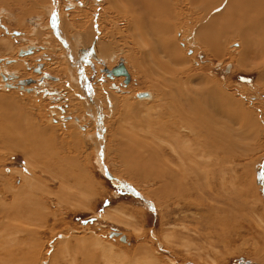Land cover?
Listing matches in <instances>:
<instances>
[{
  "label": "rangeland",
  "instance_id": "obj_1",
  "mask_svg": "<svg viewBox=\"0 0 264 264\" xmlns=\"http://www.w3.org/2000/svg\"><path fill=\"white\" fill-rule=\"evenodd\" d=\"M173 1L171 0L172 5L176 2L178 4L176 12H169L167 16L163 13L156 17L150 16L152 19L150 22L156 18L159 23L170 25V36L177 45L176 48L180 50L181 58L177 60L168 53L159 52L158 34L154 33L151 26L147 27L143 24L141 15L140 18L135 19L137 13L131 11L132 6L128 7L131 3L127 0L115 1L122 6L120 13H117L116 6L109 4L107 0H73L76 3L75 7L69 4L68 0H58L57 13H60V17L63 12L70 13L69 20L76 24L64 31L61 20L62 30L57 36L53 26H42V14L46 10L41 7V3L30 1L29 8L27 6L21 8L11 0L9 3L0 1V40L8 42L0 51V94L7 96L12 94L11 96L19 98L21 102L30 100L28 109L35 116L38 115L39 121H36L55 129L57 135L54 133L58 139L57 143L49 145L46 152L43 149L42 152L37 150L38 153L34 151L33 155L41 164L44 161L50 165V171L38 167L34 176H30L29 167L32 168V165L22 152V147L14 143L4 144V140L0 141V175L7 176L8 179H5L16 191L26 183L24 176H28V180L33 182V185L27 189L29 195L23 201L16 203V206L12 194L7 193L6 187L2 185L3 182L5 184V179L0 176V199L2 195L3 198H7L3 206L0 205V209L5 207L7 211L10 210L9 213L5 211L0 213V241L6 243L4 237L13 235L10 239L15 240L14 244L17 239H22L21 242H25L26 245H33L35 242L33 249L34 252L38 251V255L32 257L34 264H37V260L39 263L44 260L45 264H110L111 262V264H126V258L131 259L130 262L135 264L138 257H141V249L153 252L151 254L154 256V264H264L262 258L264 257V176L263 181H259L260 178L256 177L255 183L249 177L250 173L254 172L256 162L258 169L261 170L258 173L264 174V124L259 137L244 139L241 141V143L245 141V144H241L243 147L235 148L238 156L234 157L232 164L235 165L237 180L233 188L238 189L228 191L232 188L228 185L216 200L213 198L216 191H210V187L204 186L209 194H206L204 200L200 199L199 207L202 209L199 211H181L183 204L176 203L170 206L176 207L177 213L167 214L170 209L167 202L164 203V200L162 203L159 202L153 194L158 184L155 179L146 177L142 180H134L129 175L118 173L123 165L122 157L116 154V151L126 147L134 138L140 141L143 133L141 141L143 140L147 150L142 148L141 150H144L142 153L146 156V161H149L147 164L153 162L154 152H150V143L147 141H152V138L145 136V133L149 130V125L153 128L161 126L160 119L156 118L154 112L157 109L153 108V105L163 100L160 90L175 94L181 87H183L181 89L194 85V88L200 87L198 86L200 83L197 84L194 78L203 76L213 83L216 82L218 86L241 101L244 100L243 102H246L250 109L264 118V78L261 70L255 67L256 64L246 68L240 67L234 59L240 52L241 41L236 37H229L223 46L225 57L218 58L211 55L205 43L209 36L203 38V42L197 37L198 31L208 22L211 14L206 13L203 5L195 4L191 7L189 0ZM221 8L218 7L216 11ZM162 9L166 8L162 7ZM63 18L67 19V16ZM90 18H94L95 32H93L95 25L90 29L91 31H88ZM64 34L67 38L63 36ZM83 34L86 37L84 41ZM72 35H74L73 40ZM95 35L100 38L94 39ZM51 36L57 40L55 44L47 43ZM61 37L68 41L71 48H77L78 68L80 73L81 70L83 71L87 86L100 106L103 132L98 135L101 137L99 140H103L104 146L100 158L103 166L97 163L100 159L94 141L86 142L81 135L74 137L81 130H86L87 136L96 135L97 131L93 129L92 119L86 111L75 106V98L71 95L75 87L71 85V71L61 48L56 51L51 49L64 43L61 42ZM28 45H36L37 48L28 49ZM43 45L48 48L44 50L39 47ZM104 46L108 53L111 51L110 57L104 50L103 57L98 54V47L102 49ZM229 56H233L234 60ZM182 59L185 61H178ZM120 62L125 63L131 75L127 84L125 76L109 77L104 71L113 69ZM17 63L24 65L27 75L13 69L14 64ZM39 64L43 65L41 67L43 73L37 71ZM68 65L71 67V64ZM72 70L77 74V69L72 68ZM5 76L7 81L4 79ZM27 79L30 81L25 84L18 82ZM6 83H12L13 88L3 87ZM184 84H187V87L183 86ZM19 86L24 88L19 89ZM143 92H148L152 96L140 99L138 94ZM98 93L109 95V98H115L114 101L117 97L124 96L127 97L128 103L124 104L123 101L117 102V100L116 106L113 105L110 110L105 106L103 99L97 96ZM166 98L169 99L170 96ZM90 104L95 108L94 104ZM133 109L137 112H133ZM139 125H141L140 129H138ZM238 125L241 127V120L235 121V128L240 129ZM112 133L113 135L119 133L120 136L114 135V139ZM146 135L152 136L149 133ZM121 138L128 143L122 142ZM154 139L157 141L151 146L156 145L158 147L156 153L161 156L159 139L156 137ZM162 145L164 146L161 143V147ZM181 145L189 147L190 143H181ZM242 151L245 155L248 153V157L241 154ZM59 156L62 159H58ZM66 156L70 157L69 163H65L66 160L62 162ZM57 160L58 165H52ZM239 164L244 166L240 167ZM114 169H118V172ZM147 169V173H151L152 165ZM65 173L67 177L63 180L60 176ZM107 173L113 178H118L125 185H130L142 197L120 186L119 182L110 179ZM244 185H248V188L250 186V189ZM64 187L67 190H64ZM63 191L68 192L66 197ZM236 191L243 192L235 195ZM33 192L37 193L33 194ZM36 199L37 202L44 203L41 205L42 208L37 202V205H32ZM114 208L117 211L122 209L127 220L114 221L116 219L108 217L110 212L116 214ZM203 213H210L209 217L212 215L214 219L210 217V221V218H207L205 220L207 223L201 221ZM208 222H214L216 225ZM30 230L32 233L35 231L36 235ZM207 231L216 238L207 237L211 236ZM198 232H202L201 235ZM99 241L102 243L98 244ZM13 243L10 242L11 246L14 245ZM6 246L10 247V245ZM70 259L73 260L70 262Z\"/></svg>",
  "mask_w": 264,
  "mask_h": 264
},
{
  "label": "bare ground",
  "instance_id": "obj_2",
  "mask_svg": "<svg viewBox=\"0 0 264 264\" xmlns=\"http://www.w3.org/2000/svg\"><path fill=\"white\" fill-rule=\"evenodd\" d=\"M0 1L1 3L10 2V0H0ZM11 1L16 4H19L21 8L22 6L28 7L29 4L31 3L30 1H33L37 4L41 3L43 5V6L41 5V7L45 8L46 10L44 14H42L43 15V18L41 20L42 26L44 27L53 26L55 36L59 35L60 31L62 30V28L60 29V26H62V23L60 22L61 20L63 21L64 31L71 29L76 24L75 22L72 23V21L69 20L70 13L68 14L62 11L63 13H61L62 16L60 17V13L59 14L57 13V5H58L57 1L58 0H11ZM68 1L70 2L69 4L74 5V7L76 6V3H74L73 0H68ZM107 1L109 4L111 3V5L113 4L116 6L115 11L117 13L122 12V10H120L122 6L118 5V3L117 4L115 3V1L117 0H107ZM121 1H124V0H120V2ZM128 1L131 3V4L127 3L129 4L128 7L132 6L131 11L134 13H137L135 16V19L141 15L142 17L141 18L139 17V18L143 21V24L144 25L146 24L147 27L151 26L154 33L158 34L159 40H158L157 46H158L159 52L168 53L171 57H174V59L176 60L177 58L178 59L181 58L180 50L176 48L177 45H175V42L172 40L173 38L170 36V25L168 23L164 24V22L159 23L156 20V18L153 19V22H150L152 20L150 16L154 15V17H156V16L161 15V13L167 16L168 14H170L169 12L171 13L176 12V9H178L177 8L178 4H176L177 2L175 4L173 3L172 5L171 0H127V2ZM28 2L30 3L28 4ZM168 2H171V3H168ZM189 3L191 7L194 6L195 4L203 5L204 9L206 10V13L211 14V17L209 18L208 22H206L205 25L197 33V37L200 38L201 42L204 41L203 38H206L207 36H209V38L205 42L208 46L209 53L218 58L225 57L226 53L223 47L224 42L229 37L230 38L236 37L241 41L240 52L237 58H234L233 56H229V57H231L232 59L234 58L235 61L237 62L236 64L240 67L246 68V67L251 66L252 64H256L255 67H258L261 70L263 74V75L261 74L263 76L262 78H264V0H189ZM31 6L33 7V4H31ZM220 6L222 7L221 10L216 11V9ZM162 7L166 9L161 10ZM65 15L67 16V19L63 18ZM84 15L86 16L87 13H85ZM93 19L94 18L89 19L88 21L89 24L87 25V28H88V31H91L90 29L95 25L94 26L95 28L93 30V32H95L96 24L93 22ZM75 32H78V31L75 30ZM74 35H72V38H71L72 40H73ZM63 36L67 38L66 34H64ZM85 38L86 37L83 34V41ZM99 38L100 36L98 35L94 36V39L98 40ZM60 40L62 43L64 42L62 44L63 46L60 45V46H56V48H51V49L52 51H56L61 48V52L63 53V56L65 57V60H66L65 62L71 71V78H70L71 85L75 87L74 91L71 92V95L74 96L75 98V102H74L76 103L75 106H78L86 111L89 118L92 119L91 124H92L93 129L94 130L96 129L97 131L96 135L93 134L92 136H87L85 135L86 130L85 131L81 130V132L79 131V134H75L74 137L81 135L83 136V140L86 142L87 140L94 141V144H96V147H95L96 153H97L98 159H100L102 156V151H104V146L102 142L103 140L102 139L99 140V138L101 137H99L98 135V133L103 132V126L101 125L102 115L100 112V106L97 103L95 97L93 96V93L87 86V81H86L85 76L83 75V71L81 70V73H80V69L78 68L79 58L77 57L78 56V52L76 51L77 48L76 47H74V49L71 48L70 44L68 43L67 40H65L64 37L63 38L61 37ZM72 40L70 41V43L72 42ZM56 41L57 40H55L51 36L50 40L47 43L55 44ZM7 43L8 42H4V41L2 42L0 40V51H2L5 48ZM66 43H68L69 45ZM35 46L36 45H28L27 47H29L28 49L32 47V50H33V48H37V46L36 47ZM39 47H42L43 49L48 48L45 45L39 46ZM98 49H99L98 54L101 57H103L102 55H104L103 50L105 51V54L107 53L108 57H110L109 54L111 51L108 53L106 46H104L102 49L98 47ZM100 49L102 50L101 54H100ZM178 61L182 62L183 59L178 60ZM68 64H71V67ZM38 66L40 68V73H43V69L41 68L43 67V65L39 64ZM72 68H74V70L77 69L78 71L77 74L74 73ZM13 69H15L17 72H21L23 75L28 74L27 72L24 71L25 69H24L23 64H18V63L14 64ZM125 69L127 70L130 76V79H131L130 72L128 68L126 67V65H125ZM114 76H125V75L123 74L113 75L111 77H114ZM144 76L146 77V75ZM4 79L7 81L6 76L4 77ZM194 79L198 82L197 84L200 83L198 85L200 87L196 86L194 88L195 85L193 87H187L186 86L187 84L186 85L184 84L183 86L187 87V89H181L183 88L181 87L178 89V91H176L175 94L171 92L169 93L168 91H163V90L159 91L160 94L163 96V100L161 103L153 105V108L156 107L157 109L154 112H155L156 118L160 119L161 126H159L158 128L156 127L153 128V126L151 127V125H149V130L145 133V136L152 138V141L147 140L148 143H150L149 145L150 152L151 151L154 152V154L152 155V159H153L152 163L147 164V162L149 161H146L147 160L146 156L144 155V153H142L144 150L143 151L141 150L142 148L145 149L144 142H142L143 140L141 141V138L144 133L143 134L140 133L141 142L138 141L136 138H134L133 140L130 141L131 143H128L122 140V138L124 137L121 136L122 142L124 141L126 144L127 143L128 144L126 145V147L120 148V151H116V154L122 157L121 163L123 166L120 172H118V169L117 170L114 169V170L118 173L125 174L126 176L129 175L134 180H139V179L142 180L146 177H148L147 179L149 178L155 179L158 182V184H157V187L153 190V194L154 196H156V198H158L159 202L162 203L163 200H164V203L167 202L168 207H170V209L168 208L169 210L167 209L168 210L167 214L168 212L169 214H173L175 212L177 213V210H176L177 208L175 207L176 208L175 209L174 207H171L172 205H176V203L183 204L181 211H194L195 212V211L201 210L202 207H199L200 199L204 200L206 198V194L207 195L209 194V191L206 192V190L204 189V186L210 187L211 188L210 191H214V192L216 191L215 192L216 194L213 195V198L216 200L220 197L219 194L224 189H226L228 185L232 187L228 191H231L232 189H234L233 187L236 185V180H237L236 172H235V165L232 164L234 157L237 155V153L235 152L236 151L235 148H237L238 146H242L241 144L243 143L245 144V141L241 143L242 140L247 139V138L250 139V137H253V138L259 137V135H261L263 131L262 126L264 122L262 121H264V118L262 117L261 114H259L255 110L250 109L245 104L246 102L245 103L243 102L244 100L241 101L240 99L236 98L235 95L222 89L220 86H218L216 82L213 83L212 81L208 80V78L206 77L199 76V77H195ZM27 81H30V80L28 79L19 80L18 82H20L21 84L22 83L25 84ZM184 82L185 81H183V83ZM3 87L13 88V84L6 83ZM23 88H24L23 86H19V89H23ZM29 88H27L26 91H28ZM143 93H147V95L144 96L146 98H150L152 96L148 92H143ZM75 94H78V96H76ZM11 95L12 94H10V96L0 94V141L4 140L3 142L4 144L14 143L18 147L19 145L22 147V152L25 154L27 159L30 160V163L32 165V168L29 167L30 176L35 175V170L37 171L38 167H41L42 170L50 171L49 170L50 165H47L44 161L41 164L38 161V158H36L33 155V153L34 151L37 152V150L42 152V149L44 150V152H46V150L49 149V145H54V143H57L56 141L58 139L56 136L57 133L54 131L55 129L53 130L48 125L39 124L36 121V120L39 121L38 115L36 114L35 116L34 113L28 109V103H30V100L26 99L25 101L21 102L19 98H16L15 96H11ZM97 96H100V98L103 99L105 106L109 108L110 110L113 108V105L116 106L117 100H118L117 102L123 101L124 104L128 103L127 97H124V96L117 97L115 101H114L115 98H111V97L109 98L108 97L109 95L108 96L101 95L100 93H98ZM166 96H170V98L168 99L166 98ZM138 97L140 99L144 98L143 96L140 97L139 94H138ZM112 99H113V102H112ZM90 103L94 104L95 108ZM82 109H81V112L83 111ZM125 110L128 111L126 108ZM133 110H134L133 112L135 113L137 112L135 109ZM126 111L124 112L126 113ZM172 111H175V112H172ZM239 120H241V127H242L241 128L240 125H238L240 129L235 128L234 126L235 121L239 122ZM76 126H79V128L82 127L80 125H76ZM140 128H141V125H139L138 129ZM54 132L56 133V135ZM147 133L151 134L152 136L146 135ZM117 134L119 135V133H116L114 135H117ZM155 137L159 139L158 143H159V150L161 151V154H162L161 156L158 153H156L158 147L156 145H153L155 148L151 146L155 141H157V139H154ZM113 138L115 139V136ZM68 143H70V141ZM118 143H121V142H118ZM138 143L140 147L138 146ZM161 143L164 144V146L162 145L163 147H161ZM181 143L182 144L190 143V145L189 147H185L181 145ZM146 150L147 149H145V151ZM244 151H242L241 154H244L245 153ZM247 154L246 155L244 154V156L248 157ZM54 155L56 154L54 153ZM57 158L62 159L60 156ZM69 159L70 157L66 156V158H63L62 162L66 160L65 163H69L70 162ZM98 161L97 163L103 166L102 160L100 159ZM57 162L58 160L54 162L52 165L54 164L58 165ZM256 163L254 166V172H253L254 174L250 173L251 176H249L251 177L252 179L251 181H253V183L256 182V179H257L256 177H258V179L260 178L259 181H263V176H264L262 172L258 173V171H261V170L258 169L257 167L258 165ZM151 165H152L153 170L151 173H147L148 171L147 168L148 167L150 168ZM242 165L240 167H242ZM1 177L4 179L7 178V176L6 177L1 176ZM24 177H25V180L27 181L19 189H17V191L14 190L15 188L10 186L9 182H7L8 178L5 179V184L4 182L2 183V185L6 187L7 193L12 194L15 204L20 201H23L29 195V191H27V189L28 187H31V185H33V182L28 180L27 178L28 176H24ZM60 177L64 180L67 177V174L66 173L62 174ZM114 179L115 180L113 181L118 180V182H122L116 177H114ZM246 181L249 182L248 180ZM248 185L247 186L244 185V186L247 189H250V186L248 188ZM61 186H63V184ZM125 186H126V189H128L131 193L135 195H139V193L134 188H132L130 185H125ZM236 189L238 188H235L234 190ZM64 190H67V188L64 187ZM63 192L65 193L64 196L65 195L67 196L68 192L66 191H63ZM241 192L237 193L236 191V193L233 192V194L235 193V195L236 194L239 195L241 194ZM36 193L33 192V194H36ZM230 197H231V193H230ZM31 199L33 198L31 197ZM37 200L38 199L33 201L32 205L35 206L37 205V203H39L41 207V205H43L44 203H42V201H40L41 203L37 202ZM6 201H7V198H3V195H2L0 199V205L2 204L3 206V204ZM44 208L46 209L45 205H44ZM0 211H1L0 213H3V211H5L6 213H9L8 211L10 210L8 209L7 211L4 207L0 209ZM25 211L28 212L27 210ZM114 211L116 212V214H112L113 212L112 213L110 212V214H108L107 216L108 217L110 216L111 218L116 219L114 221L127 220L125 219L126 217L124 218L122 209L117 211L114 208ZM209 214L210 213H207V214L203 213L201 216L202 218L201 221L207 223L205 221L207 220V218L211 217L214 219V216L211 215L209 217ZM44 218H46V216ZM211 218H210V221H211ZM208 223L215 224L214 222H208ZM216 223L218 224L220 222H216ZM197 227L198 226L196 225V228ZM33 229L35 230V228ZM219 229L221 228L219 227ZM235 229L236 228H234V231ZM25 230H27V228H25ZM236 232H237V229H236ZM208 233L210 234L211 232H208ZM217 234H219V232ZM221 234L222 233L220 232V235ZM225 234H228V233H225ZM210 235L211 236H207V237H212L214 239L215 235L214 234H210ZM10 238H13V235L11 236L8 235L7 238L4 237V239H6L5 240L6 243H3V241H0V264H11L12 262H16L18 264H34V261H32V257L38 255L37 253L38 251L34 252L35 249H33V247H35V242H33V245L31 244L26 245L24 244L25 242H21L22 239L21 240L17 239V242L14 244L13 241L15 240L10 239ZM10 242L13 243L14 245L11 246ZM76 242H77V239H76ZM100 243L102 242L99 241L98 244ZM6 245H10V247ZM140 251H142L141 257H138V259L135 261V264H154V261H153L154 256L151 254L153 253L152 251L150 250L143 251L142 249ZM109 253L110 251L108 252V255ZM71 260L73 259H70V262ZM43 261L44 260H42V262L40 261L39 263V260H37L36 262L37 264H45V261L44 262ZM125 261H126V264H130V263L134 264V262H130L131 259L129 258H126Z\"/></svg>",
  "mask_w": 264,
  "mask_h": 264
},
{
  "label": "water",
  "instance_id": "obj_3",
  "mask_svg": "<svg viewBox=\"0 0 264 264\" xmlns=\"http://www.w3.org/2000/svg\"><path fill=\"white\" fill-rule=\"evenodd\" d=\"M37 71L40 72V68H39V67L37 68ZM104 71L107 73V75H108L109 77H111V76H113V75H121V74H123V75L126 76V78H125V82L128 83V82L130 81V76H129L127 70L125 69V65H124L123 62H120L119 65H118L117 67L113 68V69H105ZM146 95H147V93H140V94H139L140 97H142V96L144 97V96H146ZM107 175H108V177H109L110 179L115 180V179H114L111 175H109L108 173H107ZM116 181H118V180H116ZM118 184H119L120 186H123V187L126 188V186H124V185H125L124 183L119 182ZM123 239H125V238L123 237Z\"/></svg>",
  "mask_w": 264,
  "mask_h": 264
}]
</instances>
